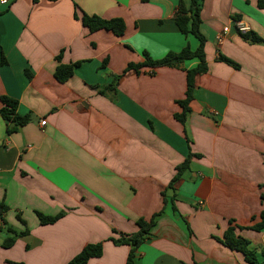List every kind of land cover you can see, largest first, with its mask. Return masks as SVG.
Segmentation results:
<instances>
[{
	"label": "crops",
	"instance_id": "crops-1",
	"mask_svg": "<svg viewBox=\"0 0 264 264\" xmlns=\"http://www.w3.org/2000/svg\"><path fill=\"white\" fill-rule=\"evenodd\" d=\"M177 2H0V97L30 116L12 135L0 116V204L7 207L0 264H67L98 243L101 257L87 264H126L130 247L111 240L155 215L133 264H247L218 241L229 221L244 228L237 234L263 260L264 230L247 227L264 211V43L243 39L236 22L264 39V8L256 0H204L207 70L195 77L182 124L175 115L197 59L125 72L144 62L143 53L160 60L197 48L175 23ZM83 14L120 18L125 29L90 31ZM224 26L229 32L217 42ZM219 53L239 68L217 61ZM75 63L59 83L58 65ZM190 154L199 157L174 184V210L167 187ZM61 212L55 223H39L37 213ZM7 227L27 234L4 248Z\"/></svg>",
	"mask_w": 264,
	"mask_h": 264
},
{
	"label": "trees",
	"instance_id": "trees-1",
	"mask_svg": "<svg viewBox=\"0 0 264 264\" xmlns=\"http://www.w3.org/2000/svg\"><path fill=\"white\" fill-rule=\"evenodd\" d=\"M256 1L257 7L263 9L264 0ZM203 2L204 0H178L174 13V20L178 29L183 34H192L198 39V46L196 49L192 50L189 46H185L178 52H168L165 57L160 60H152L151 58H149V55L147 53H143L144 62L142 64L128 65L127 69L125 70V72H128L130 70L138 72L140 69L143 68H177L187 60L197 59L199 61L198 65L195 68L186 71L185 98L178 102V105L181 108V113L175 115V118L182 124L186 121L189 113V102L192 100L195 77L204 74L207 70L204 50L206 40L200 29L202 22L201 10L203 7ZM81 21L83 25L88 27L90 31H95L98 29H107L113 31L116 35H121L125 29V24L120 18L103 19L99 16L83 14L81 17ZM238 33L245 40H249L254 43H264V39L254 32L239 31ZM57 59L60 58L58 57ZM217 61L223 62L234 69L239 68L236 63L224 57V55L221 53L218 54ZM79 65L80 63L70 65L59 64L54 72L55 79L59 83H64L69 77L72 76L74 68ZM116 80H119V78H116ZM17 107L18 102L16 100L6 96L0 97V116L5 122L7 135H12L18 132L20 128L28 124L30 121V116H20L17 113ZM192 157L199 156L192 154L188 155L185 161L181 165L176 167L175 175L173 176L172 180L170 181L167 187V190L171 191L172 193L170 199L174 210V184L182 177L185 172L189 170V164ZM163 196L165 197L164 193ZM163 201L164 203L166 202L164 198ZM6 212L7 207L3 204H0V221L3 222L4 225H6V222L4 221V214ZM64 214V212H61L54 217H48L37 213V217L41 225H50L62 218ZM155 217L156 215L153 216L149 221L139 219L136 223L138 227V231L136 233L127 236L119 234V237L117 239L111 240L117 246L125 245L130 247L126 264H133L135 250L141 244H143L145 240L151 237L150 232L155 224ZM242 229L244 228L235 225L233 222L229 221L228 227L225 230L222 239L218 240L219 243H221L224 247L228 248L231 251L241 253L244 257V261L247 264H264V253H262L261 255V257L263 258V260H261L256 250L250 247L249 241L237 234V231H241ZM247 229H250L255 232H261L264 230V211L259 214L258 219H252V224L247 227ZM7 231L12 235V237H9L4 241V248L11 247L16 237L24 236L27 234V231L23 233H17L9 227H7ZM102 252L103 248L101 243L86 245L67 264H87L89 260L101 257Z\"/></svg>",
	"mask_w": 264,
	"mask_h": 264
},
{
	"label": "built area",
	"instance_id": "built-area-1",
	"mask_svg": "<svg viewBox=\"0 0 264 264\" xmlns=\"http://www.w3.org/2000/svg\"><path fill=\"white\" fill-rule=\"evenodd\" d=\"M10 0H0V2L2 4H8ZM236 30L239 32H247L248 31V27L241 24L240 22H236ZM229 32V27L228 26H224L221 28V30H219L217 33H216V40L217 42H221L225 35ZM40 126L41 127H44L45 126V121H41L40 122Z\"/></svg>",
	"mask_w": 264,
	"mask_h": 264
}]
</instances>
